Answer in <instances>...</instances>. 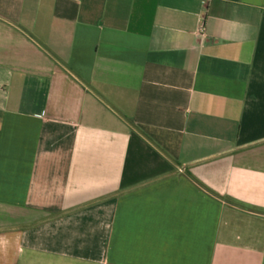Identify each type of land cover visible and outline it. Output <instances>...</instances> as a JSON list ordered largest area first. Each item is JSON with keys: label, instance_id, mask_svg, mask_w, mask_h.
<instances>
[{"label": "crops", "instance_id": "obj_1", "mask_svg": "<svg viewBox=\"0 0 264 264\" xmlns=\"http://www.w3.org/2000/svg\"><path fill=\"white\" fill-rule=\"evenodd\" d=\"M0 264H264V0H0Z\"/></svg>", "mask_w": 264, "mask_h": 264}, {"label": "trees", "instance_id": "obj_2", "mask_svg": "<svg viewBox=\"0 0 264 264\" xmlns=\"http://www.w3.org/2000/svg\"><path fill=\"white\" fill-rule=\"evenodd\" d=\"M67 68V67H66ZM76 75V74H75ZM77 76V75H76ZM78 77V76H77ZM85 85H86V83L84 82V81H82Z\"/></svg>", "mask_w": 264, "mask_h": 264}]
</instances>
